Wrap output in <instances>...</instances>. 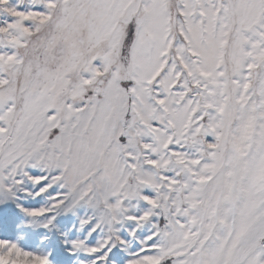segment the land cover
<instances>
[{
  "label": "rangeland",
  "instance_id": "rangeland-1",
  "mask_svg": "<svg viewBox=\"0 0 264 264\" xmlns=\"http://www.w3.org/2000/svg\"><path fill=\"white\" fill-rule=\"evenodd\" d=\"M0 264H264V0H0Z\"/></svg>",
  "mask_w": 264,
  "mask_h": 264
},
{
  "label": "bare ground",
  "instance_id": "bare-ground-1",
  "mask_svg": "<svg viewBox=\"0 0 264 264\" xmlns=\"http://www.w3.org/2000/svg\"><path fill=\"white\" fill-rule=\"evenodd\" d=\"M248 164V163H247ZM236 165V164H235ZM245 171H247V169L246 170H244V172ZM236 173V172H235ZM247 174V173H246ZM247 175H249V172H248V174ZM251 179V178H250ZM247 183V182H246ZM250 183V182H249ZM255 182L253 181V183L252 184H254ZM247 185V184H246ZM250 185V184H249ZM251 186V185H250ZM243 187V186H242ZM244 188H245V185H244ZM242 191H239V194L242 196V197H245V199H246V205H247V200H249L248 198H247V196H246V194L245 193H241ZM231 201V200H230ZM259 207V206H258ZM245 208H246V206H244L243 207V213H244V210H245ZM241 226V225H240ZM223 227V226H222Z\"/></svg>",
  "mask_w": 264,
  "mask_h": 264
}]
</instances>
